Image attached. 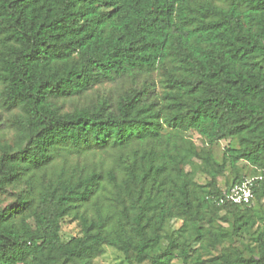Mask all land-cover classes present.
Masks as SVG:
<instances>
[{"label": "trees", "instance_id": "obj_1", "mask_svg": "<svg viewBox=\"0 0 264 264\" xmlns=\"http://www.w3.org/2000/svg\"><path fill=\"white\" fill-rule=\"evenodd\" d=\"M125 79L116 101L59 105ZM0 107V193L21 189L0 204V264H95L107 247L129 264H264V0H0ZM92 151L115 165L49 175ZM241 162L253 200L221 204ZM72 215L82 235L63 243ZM258 224L247 256L202 259Z\"/></svg>", "mask_w": 264, "mask_h": 264}, {"label": "rangeland", "instance_id": "obj_2", "mask_svg": "<svg viewBox=\"0 0 264 264\" xmlns=\"http://www.w3.org/2000/svg\"><path fill=\"white\" fill-rule=\"evenodd\" d=\"M131 79H125L116 84H105L103 86H99L95 88L93 91L89 92L87 95L80 98H73L68 100H62L59 102L60 106L64 107L65 112H71L77 107H83L89 104H94L99 99L110 98L112 101H116L118 96L125 90L132 87ZM158 86V85H157ZM159 88V86H158ZM9 114L5 113L3 109L0 107V139L2 138V142L4 140L8 141L9 138L12 137L13 132L10 131L8 126ZM194 140L197 144H200L201 141L197 136H194ZM213 151L216 158L219 161L223 159V147L220 144H216L213 146ZM117 160V154L113 152H88L83 154L80 157L73 156L69 157L66 161L59 160L57 161L50 169V174L58 173L62 168H67L72 170L74 167L78 166L80 168H86L88 170L91 169H108L111 166L115 165ZM239 172L242 176L249 177L252 179L253 171L252 167L246 164L245 162H241L239 164ZM230 168H227L226 172L222 176H218L217 180L219 182V186L224 188L227 184L233 182V177ZM204 184V179L201 180V185ZM21 189L18 187H12L6 190L5 193H0V204L2 206H6L9 203H12L16 199V194ZM258 211H264V200L256 203ZM91 213V212H90ZM258 225H256L253 229L249 231L248 234L245 235V238L241 243L240 240L234 244L233 247L229 244H225L223 246L218 247L214 250H209L204 252L203 260H211L214 259L225 250L234 251V249L240 250L245 256L249 254V250L256 249L257 244L255 243L256 235L259 231ZM180 227V222L172 221L167 227L168 234H176ZM231 229V228H229ZM262 229V227L260 228ZM82 235V228L80 221L76 215H72L64 218L61 221V239L63 243H68L73 238L79 237ZM168 245L167 238L162 242V249L164 250ZM177 264H181L180 261H176ZM95 264H129L127 257L124 253L114 249L107 247L105 249V253L95 260ZM147 264V263H146Z\"/></svg>", "mask_w": 264, "mask_h": 264}, {"label": "built area", "instance_id": "obj_3", "mask_svg": "<svg viewBox=\"0 0 264 264\" xmlns=\"http://www.w3.org/2000/svg\"><path fill=\"white\" fill-rule=\"evenodd\" d=\"M257 178H248L223 193L220 203H232L236 205H248L253 200V185Z\"/></svg>", "mask_w": 264, "mask_h": 264}]
</instances>
